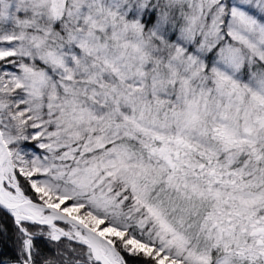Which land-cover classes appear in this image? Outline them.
Here are the masks:
<instances>
[{
  "label": "snow or ice",
  "instance_id": "1",
  "mask_svg": "<svg viewBox=\"0 0 264 264\" xmlns=\"http://www.w3.org/2000/svg\"><path fill=\"white\" fill-rule=\"evenodd\" d=\"M0 264H264V0H0Z\"/></svg>",
  "mask_w": 264,
  "mask_h": 264
},
{
  "label": "trees",
  "instance_id": "2",
  "mask_svg": "<svg viewBox=\"0 0 264 264\" xmlns=\"http://www.w3.org/2000/svg\"><path fill=\"white\" fill-rule=\"evenodd\" d=\"M2 251H3L5 256H10L11 255V250L8 247L3 248Z\"/></svg>",
  "mask_w": 264,
  "mask_h": 264
}]
</instances>
